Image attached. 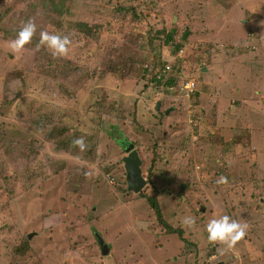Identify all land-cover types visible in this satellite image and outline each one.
<instances>
[{
    "label": "rangeland",
    "instance_id": "rangeland-1",
    "mask_svg": "<svg viewBox=\"0 0 264 264\" xmlns=\"http://www.w3.org/2000/svg\"><path fill=\"white\" fill-rule=\"evenodd\" d=\"M110 1L0 0L7 44L29 19L37 26L30 50L41 31H72L83 20L100 27L91 38L68 35L79 68L59 76L75 74L78 92L55 82L57 73L44 82L32 60L23 81L10 79L6 90L0 73V99L9 97L0 139L31 144L30 152L41 146L52 169L39 180L33 170L47 173L45 157L16 172L0 155V264H264V0ZM131 4L137 16L114 15L115 5ZM172 29L175 42L187 37L178 55L163 38L147 43ZM237 38L250 49L233 44ZM151 58L168 69L177 61L179 81L166 93L143 75ZM187 80L197 96L180 94ZM40 105L83 138V150L57 148L16 118L35 116ZM126 144L146 180L138 193L127 190ZM221 176L227 184L217 183ZM154 188L162 217L181 237L166 233L141 196ZM225 214L246 223V234L229 250L209 247L205 227ZM188 216L192 227L182 224ZM25 240L29 248L17 254ZM185 241L198 257L186 255L193 245Z\"/></svg>",
    "mask_w": 264,
    "mask_h": 264
},
{
    "label": "trees",
    "instance_id": "trees-1",
    "mask_svg": "<svg viewBox=\"0 0 264 264\" xmlns=\"http://www.w3.org/2000/svg\"><path fill=\"white\" fill-rule=\"evenodd\" d=\"M109 2L111 1L109 0ZM122 7L121 6L118 7L115 5L114 15L116 14L121 15L124 13V11L126 14V11H128L127 13H129L131 16H135V15L137 16V11L135 10L134 4H131L125 9H123ZM99 28L100 27L98 25L89 23L88 21L83 20V21H77L74 24V28L72 31L65 29V27L57 28L53 30H45V31H48L50 33L58 32L62 35H67V36L69 34L79 35L82 33L84 37L91 38V37H94L98 33ZM163 32L164 31H159L156 34V36L152 35L150 38H148L147 43L151 45L153 44L151 43V41L154 40L155 38L156 39L163 38L164 40L162 41V44L166 46L167 48L171 49L174 55L175 54L178 55V53L182 51L184 40L187 39L186 34L182 35L183 36L182 40L178 39V41L175 42V36H173V32H174L173 29L169 30L168 32L165 31V33ZM3 40L4 39H0V43ZM7 43H8V40H5L2 42V44H0V73H3L2 75L3 89L6 90L5 85L7 84V82L10 81V79L23 81L24 74H25V68H24L25 64L29 66L28 61L32 60L33 68L37 72V75L39 74L44 75L43 76L44 82L50 81V77H51L50 75L52 73H57L58 75L54 78L55 82H58V83L60 82L61 84H64L67 87L75 88V91L78 92L80 85L77 84L76 81H74L76 79L75 74H73L74 76H72L71 78L70 77L60 78L59 76V75L67 76L69 72L76 71L79 68V65H75V66L72 65L73 61L69 55L63 58L54 59L51 56V54L48 52V50L42 46L36 47L32 50L25 47L21 53L14 54L10 50L9 44ZM36 44L38 46L39 38ZM233 44L235 45L240 44L241 48H244V49L250 48L249 47L250 44H248V40L246 38L244 39L237 38L233 40ZM9 55L14 56V59H17L18 63H12V61H15V60H12L9 57ZM175 60L176 59H173V63L170 66L171 68L168 69L165 63L163 62L157 63L156 59L151 58L148 60V67H146V69L143 70V75L145 76L150 75L149 81L154 82L158 88H162L164 93H166L169 91V88H172L173 86L176 85V83L179 81V78H180L179 77L180 69L177 67V64H176L177 61ZM10 62H11V65H9ZM29 70L32 72L31 69ZM90 74H91V71L86 72L85 80L90 77ZM114 75H117L114 71H110V73L108 74L109 77H112ZM183 83L184 82H181V84ZM191 96H197V94L192 93ZM0 100H1V105H0V108H1L3 104L8 103L9 97L7 94L6 95L2 94V97ZM41 107H42L41 105L40 107L34 106L32 111L35 114V116L32 115L31 113V114H28L27 116L19 115L16 118L19 121L23 122L24 124L36 129L39 133L44 135V138L47 141L49 140V142H52L55 147L57 146H58L57 148L63 147V149H66V150L70 148L72 149V151L78 150V147L73 144V141H75L78 138H81V136L69 134V132H67V128L63 126L60 120L54 116V113L41 110ZM37 113H40V114H37ZM116 135H118V132H116L115 135H113V137ZM4 136L7 137V135L5 134ZM124 143H126V140H124ZM125 146H127V144ZM29 148H33L31 144H24L18 141L0 139V149H1L0 155L3 157V160H5V162H7L11 166L13 170H16V172L21 171L22 169H25V172H26L27 169L34 167L35 166L34 164H37V162H42L41 160L45 157V160L43 161H45L47 164H45L44 170L47 173L43 172L42 170L43 167H41L40 168L41 170L37 172L33 170V172L38 174L36 175V179L40 180L42 176H44V174H48L52 171V169L47 167L49 160L46 159V156L43 153V150L41 151V146L40 148H37L35 152H30ZM151 178H152V171H150L148 175V181H151ZM141 196L147 199V202L149 203L150 208L153 209L155 214L158 216L157 220L158 222L161 223L162 227L164 226L165 228L169 229L167 225L168 223L164 220V218L161 215V211L159 207V200H158V197L160 196V194L157 188H154V191L151 193V195H146L145 193H141ZM171 225H172V229H169V230L165 229L166 233L168 234L178 233V235L181 237L182 236L181 233H183V231L178 226L175 227L173 226V224ZM182 241H183V237H182ZM185 243L186 245L188 244L193 245L192 249L186 255L193 254L195 255V257H198L199 252H202L200 249H198L196 244H193L191 241H188V242L185 241ZM208 246L212 247L214 245L211 243H208ZM28 248L29 246L27 245V240H25L21 245H19V248H16L17 254H21L23 250H27ZM203 255L207 256L206 254H203ZM194 264H196V259L194 261Z\"/></svg>",
    "mask_w": 264,
    "mask_h": 264
},
{
    "label": "clouds",
    "instance_id": "clouds-1",
    "mask_svg": "<svg viewBox=\"0 0 264 264\" xmlns=\"http://www.w3.org/2000/svg\"><path fill=\"white\" fill-rule=\"evenodd\" d=\"M36 31L37 26L35 22L33 20L27 21L18 32L16 38L9 42L10 50L14 54L21 53L25 46L31 43ZM71 43L67 35H62L58 32L50 33L48 31H41L37 47H44L55 59L67 56L70 51ZM73 144L81 150L85 147L83 138L76 139L73 141ZM217 183L227 184V177H219ZM182 224L185 227H192L195 225V219L191 216L185 217ZM247 229L248 225L246 223H241L232 219L226 214L220 215L218 218H212L207 223L205 227L207 233L206 239L213 245L220 244L224 246L225 250H229L245 236Z\"/></svg>",
    "mask_w": 264,
    "mask_h": 264
},
{
    "label": "water",
    "instance_id": "water-1",
    "mask_svg": "<svg viewBox=\"0 0 264 264\" xmlns=\"http://www.w3.org/2000/svg\"><path fill=\"white\" fill-rule=\"evenodd\" d=\"M158 108L159 104L156 106V109ZM124 149L127 155L123 157L122 161L126 173L127 189L133 193H138L140 189L145 186V179L142 177L141 172V160L132 145L126 146ZM28 238H30V236ZM105 248L108 252L106 246Z\"/></svg>",
    "mask_w": 264,
    "mask_h": 264
},
{
    "label": "built area",
    "instance_id": "built-area-1",
    "mask_svg": "<svg viewBox=\"0 0 264 264\" xmlns=\"http://www.w3.org/2000/svg\"><path fill=\"white\" fill-rule=\"evenodd\" d=\"M180 88V94L184 97V98H189L191 96L192 93H194L195 91V84L194 81L192 80H187L185 81L183 84H181L179 86Z\"/></svg>",
    "mask_w": 264,
    "mask_h": 264
},
{
    "label": "crops",
    "instance_id": "crops-1",
    "mask_svg": "<svg viewBox=\"0 0 264 264\" xmlns=\"http://www.w3.org/2000/svg\"><path fill=\"white\" fill-rule=\"evenodd\" d=\"M260 40H261V39H260ZM250 42L253 43L251 40H250ZM260 42H261V41H260ZM259 45H260V47H263V49H264V46H263L262 43H261V44L259 43ZM249 49H250V48H249ZM263 56H264V51H263Z\"/></svg>",
    "mask_w": 264,
    "mask_h": 264
},
{
    "label": "flooded vegetation",
    "instance_id": "flooded-vegetation-1",
    "mask_svg": "<svg viewBox=\"0 0 264 264\" xmlns=\"http://www.w3.org/2000/svg\"><path fill=\"white\" fill-rule=\"evenodd\" d=\"M126 147V146H125ZM125 150V149H124ZM145 184H146V180H145Z\"/></svg>",
    "mask_w": 264,
    "mask_h": 264
}]
</instances>
